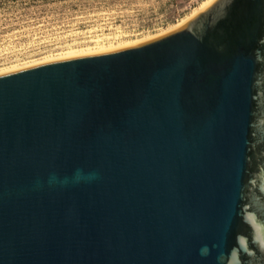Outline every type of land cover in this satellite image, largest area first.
Returning a JSON list of instances; mask_svg holds the SVG:
<instances>
[{"label": "water", "instance_id": "95a60500", "mask_svg": "<svg viewBox=\"0 0 264 264\" xmlns=\"http://www.w3.org/2000/svg\"><path fill=\"white\" fill-rule=\"evenodd\" d=\"M0 264H264V0L1 75Z\"/></svg>", "mask_w": 264, "mask_h": 264}, {"label": "rangeland", "instance_id": "374dc122", "mask_svg": "<svg viewBox=\"0 0 264 264\" xmlns=\"http://www.w3.org/2000/svg\"><path fill=\"white\" fill-rule=\"evenodd\" d=\"M206 1L0 0V70L155 39Z\"/></svg>", "mask_w": 264, "mask_h": 264}, {"label": "bare ground", "instance_id": "6f19581e", "mask_svg": "<svg viewBox=\"0 0 264 264\" xmlns=\"http://www.w3.org/2000/svg\"><path fill=\"white\" fill-rule=\"evenodd\" d=\"M217 0H208L206 1L205 3H203L198 9H196L190 16H188L187 18H185L179 25H177L176 27L172 28L171 30L167 31L166 34H169L173 31H176L178 29H180L181 27H183L185 24H187L188 22H190L192 19H194L195 17H197L200 13L206 11L208 8H210ZM164 34V35H166ZM163 36V35H162ZM161 37V36H159ZM158 38V37H157ZM150 41V40H149ZM140 42V41H139ZM147 42V41H146ZM144 43V42H143ZM141 44V43H140ZM138 45V44H137ZM113 46V45H112ZM132 46V45H131ZM134 46V45H133ZM105 47V46H104ZM104 47H98V49L96 51H85V52H80V53H68V54H65L63 56H59V57H54V58H50L48 60H43L41 62H38V63H34V64H31V63H28V64H25L23 66H15V67H10V68H7V69H3V70H0V76L1 75H5V74H9V73H12V72H16V71H20V70H24V69H27V68H31V67H34V66H38V65H41V64H45V63H49V62H54V61H60V59H70V58H76V57H82V55H85V56H88L89 54H92L93 53H103L104 51H111V48H104ZM129 47V46H128ZM125 48V47H124ZM121 49V48H120ZM115 50V49H114ZM81 55V56H80ZM40 63V64H39Z\"/></svg>", "mask_w": 264, "mask_h": 264}]
</instances>
